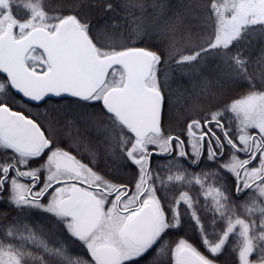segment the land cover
Here are the masks:
<instances>
[{
	"label": "snow or ice",
	"instance_id": "snow-or-ice-1",
	"mask_svg": "<svg viewBox=\"0 0 264 264\" xmlns=\"http://www.w3.org/2000/svg\"><path fill=\"white\" fill-rule=\"evenodd\" d=\"M0 264H264V0H0Z\"/></svg>",
	"mask_w": 264,
	"mask_h": 264
}]
</instances>
